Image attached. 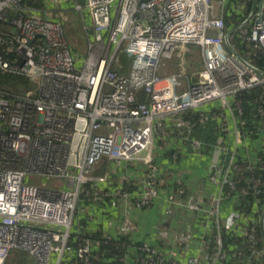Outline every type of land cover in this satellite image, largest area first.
<instances>
[{"label": "built area", "instance_id": "built-area-1", "mask_svg": "<svg viewBox=\"0 0 264 264\" xmlns=\"http://www.w3.org/2000/svg\"><path fill=\"white\" fill-rule=\"evenodd\" d=\"M22 1L0 0V24L5 29L0 32V70L35 86L20 93L0 91V264L13 251L27 254L35 264H50L52 255L60 259L65 251L83 193L93 201L102 193L119 199V235L136 232L131 210L149 207L157 197L158 167L153 150L161 122L217 102V112L202 110L205 112H200L198 123L210 117L223 120V112L228 111L236 119L238 138L243 122L236 96L264 84V77L231 52V35L223 33L224 21L217 14L226 0L74 2L81 22L85 16L90 21L89 27H83L90 31L83 59L72 53L60 21L32 9L27 12L28 8L21 7ZM251 10L235 31L255 51L264 52V1ZM10 12L20 14L9 19ZM189 46L201 49L200 71L194 77L182 70L167 74L166 65L175 52H185ZM192 126L182 119L175 128L183 138ZM217 129L216 155L220 159L228 154L213 167L220 175L221 193L212 199L208 211L200 209V201L193 197L184 204L189 213L213 219L217 229L214 250L207 253L199 248L196 256L182 264H220L225 260L221 228L226 232L238 230L251 253L247 263L259 264L264 251L256 247L257 224L264 242V210L259 218L232 211L223 220L219 211L222 202L233 194L239 199L249 193L264 195V186L259 187L252 172L249 187L235 189L231 171H242L235 164L237 148L221 142L227 134L224 124ZM191 143L194 151L203 146L199 141ZM105 161L111 170L102 173ZM129 164L134 171L127 173ZM256 164L245 166L246 171ZM259 168L263 171L264 165ZM117 173L119 187L115 193L99 187L111 186L110 177ZM138 173L143 177L133 197L121 187L128 178L137 183ZM51 180L56 184L46 187L45 181ZM87 185L89 190H85ZM156 236L166 237L167 233L162 230ZM187 239L188 235L181 240ZM79 243L76 257L88 264L92 241L82 238ZM138 252L139 264L163 262L158 250L145 241ZM169 264L180 263L170 260Z\"/></svg>", "mask_w": 264, "mask_h": 264}, {"label": "crops", "instance_id": "crops-1", "mask_svg": "<svg viewBox=\"0 0 264 264\" xmlns=\"http://www.w3.org/2000/svg\"><path fill=\"white\" fill-rule=\"evenodd\" d=\"M55 1L57 0L54 1L49 0L50 4H47L48 5L47 7H50L51 3L55 4ZM72 1L74 7V2L78 3V0H72ZM237 1H241V0H237ZM246 2L251 3V7H250L251 10L254 4L255 5L257 3L260 4L261 0H246ZM240 3L242 4V2ZM243 6L245 7L246 3H244ZM46 11H48L47 8ZM217 14L221 15V17L223 18L224 7L221 11L218 10ZM44 15L49 18V16H47L46 13ZM81 24H82V28L84 26L89 27L90 21L85 16L84 22L83 23L81 22ZM216 108H218L217 102H212L202 107L201 110L199 109L195 111L197 112L207 111L205 113L209 114L211 111L217 112ZM223 116H224L223 120H221L220 118L216 119L217 125L219 124L221 125L222 123L227 128V132H226L227 134L221 138V142L225 145L226 144L229 145L230 147H234V145H236V148L238 150V148H240L243 144H241V140L239 139V137L236 138V133L234 129L236 119L228 111L223 112ZM167 124H169L168 121L165 123V128ZM170 125L173 126V123H171ZM158 140L165 141V139L164 138L157 139V137L156 140L154 139V150H153L154 160L156 166L158 167V171L155 175L157 197L154 199V201L151 203L149 207H145L142 209L133 208L131 210L130 217L135 224L137 223L138 215H143L142 220H140V222H143V228L141 229V227L138 226L136 232L132 236H134V239L136 241L139 242L145 241L151 244L153 247H155L158 250L163 261L160 264H169L170 260H176L180 264H182L187 259L196 256L199 248L205 250V247L208 245L209 242L207 241V237L212 231L211 228H214V221L206 214H204V216H196L195 213H189L188 211L187 213H185L184 219L182 218V216H180V214L178 217L176 214L175 219L173 218L170 220L169 218H165L166 214L164 215V213L167 209H171V207H174L177 210L178 209L177 207L179 205L178 200L180 202L184 201L182 205L184 206L186 199L189 195L193 196L197 194H200V200H199L200 206L205 211L210 210L212 206V199L214 197H217L221 193V184L219 182L220 175L213 170V167L215 165L218 166V164L220 163V159L216 155V147L207 148L202 146L201 148L192 151L190 148V145L192 147V143H190L189 145L190 149L187 148L185 144L182 145L181 148H179L178 160H177V155L172 153L171 163L165 164V162L162 161L163 155L165 154V149L158 146L157 143ZM245 145H247V141L245 142ZM247 148L248 149L246 150L245 154H242L244 155L243 162H246L250 165H255L258 159L257 154L260 149H258L257 147L251 148L248 147V145ZM235 162H236V158H235ZM128 170L134 171L132 167L131 169L128 168ZM138 176H139V180L137 183L135 182V184L137 185L139 181L142 179L143 175L142 173H138ZM116 177H118V175H116ZM99 187L105 190V192L113 194L116 192V189L119 187V185L118 183L117 185L112 184L111 186L102 184ZM180 192L182 193L180 194ZM132 194L134 197L135 192ZM108 197L110 200L109 202H104L101 204H93L91 205V208H86V206L82 204V201H80L79 212L76 216L71 231L73 232L78 230L79 233L82 235V237L85 238L90 237L87 235H91L97 232L100 233V235L103 238H105L106 236L109 238L117 237L119 235L118 229L121 225V220H122V211L116 205L119 199L113 196H108ZM170 198L173 199L171 200L172 202L169 200ZM238 200L239 198L235 194H233L228 199H225L220 207V211H219L220 218L222 215L223 207L229 206L230 209L227 215L232 211H236L234 207L232 208V206ZM151 216L152 217L154 216L153 217L154 222H152ZM181 225L189 227L184 233L188 234V232H190L189 235H191L192 238L191 241L186 245V247L178 246L175 240L176 237L174 238L171 237V239L168 241V244L171 245V248L162 247V246H166V244L161 243L160 242L161 240L156 236L157 229H159V227L160 228L169 227L170 229L175 231L178 228V226ZM73 240L75 239L73 238ZM77 245L79 247L80 243ZM78 247L76 248V250L78 249ZM76 250L75 253L73 251L72 253H67V254L64 251L60 259L58 256L52 255L50 258V264H79V263L84 264L80 259H77ZM94 251H95V246L92 243V248L88 259L90 260L95 259V255H93Z\"/></svg>", "mask_w": 264, "mask_h": 264}, {"label": "trees", "instance_id": "trees-1", "mask_svg": "<svg viewBox=\"0 0 264 264\" xmlns=\"http://www.w3.org/2000/svg\"><path fill=\"white\" fill-rule=\"evenodd\" d=\"M242 2V4L240 3ZM78 3L81 5L84 4V0H78ZM246 3L244 7L243 4ZM22 8L34 7V8H43L45 7V0H23L21 3ZM244 7V8H243ZM251 3L246 2V0H226L224 5V30L223 33H228L230 30L237 27L243 21L246 20L250 13ZM237 10V11H236ZM20 13L10 12V18H17ZM5 31L4 26L0 24V32ZM229 43L234 51L239 57L248 62L250 65L254 66L258 70L264 73V53L255 51L245 40L241 37L238 32L232 34ZM125 62V59H122ZM12 77V81L16 83L15 86H10L13 93H20L22 90H34L35 86L31 85L28 80L23 78L10 76L4 74L0 70V91L5 89V81L9 80L8 77ZM5 78V80L3 79ZM4 86V87H3ZM236 101L239 102V108L241 111L240 121L243 122V125L240 127L239 139L241 144L238 148L235 158L236 165L241 166V173H236L234 170L231 171L230 179L235 182V189H240L242 187H249L248 180L252 177V172L254 173V178L259 180V187L263 188L261 180L264 177V170L261 171L259 166L264 165V84L257 85L249 90L242 91L236 96ZM262 110L260 113L259 110ZM215 111H211L209 114ZM199 112L196 111H187L185 113L179 114L182 119L189 120L193 126L189 135L183 136L181 141H184L185 146L189 148V145L192 141H199L204 147L213 148L218 139L220 138L219 132L217 129V122L210 115L208 121L204 123H198ZM186 138V139H184ZM247 141L248 147H254L260 149L257 154V164L255 167H252L251 170L246 171L245 166L249 165L246 162H243L244 155L247 148L245 142ZM255 142V143H254ZM159 147L164 146V141H157ZM254 144V146H253ZM191 148V145H190ZM189 148V149H190ZM164 149V148H163ZM192 151H194L191 148ZM171 151V152H169ZM172 153L174 150L165 148V154L163 155L162 161L165 164H170L172 161ZM228 154L220 156V160L227 158ZM131 169L132 165H128ZM130 173L131 171L128 170ZM117 185V182H114ZM113 184V185H114ZM138 185L134 183L132 178L126 179L122 185V189L127 193H134L137 191ZM85 190H89V185L85 187ZM80 200L86 208H91L93 204H101L104 202H109V197L104 195L100 196L98 201H93L91 197H86L85 194H81ZM234 207L239 213H250L254 218H259L264 210V195L254 196L252 193H249L246 197H243L236 201L232 208ZM228 207L222 208L221 218L227 215L229 211ZM82 223V222H80ZM241 225H244V222H241ZM212 231L207 237L208 245L205 247L207 253H211L214 250V236L217 233V230L211 228ZM259 225L257 224V236H256V247L259 252L264 251V242L259 232ZM90 236L92 243L95 246V259H88V264H139L137 258L139 257L138 248L142 242L136 241L134 236H117L116 238L106 239L103 238L100 233H93ZM220 236L222 241L223 252H225L226 258L220 264H248L247 261L250 258V251L246 245V241L242 239L239 235V231L234 229L231 232L223 231L220 229ZM73 238L76 240H73ZM85 238L79 233V231H71L69 233V239L65 248V252L72 253L78 247L79 240ZM183 244V243H181ZM241 253L240 256L237 254ZM27 254H23L18 251H13L9 254L12 257L10 264H23L25 262ZM8 258V257H7ZM10 259V258H9ZM79 262V261H78ZM84 263V261H82ZM259 264H264V257L259 259ZM81 264V263H79ZM85 264V263H84Z\"/></svg>", "mask_w": 264, "mask_h": 264}, {"label": "rangeland", "instance_id": "rangeland-1", "mask_svg": "<svg viewBox=\"0 0 264 264\" xmlns=\"http://www.w3.org/2000/svg\"><path fill=\"white\" fill-rule=\"evenodd\" d=\"M47 4H50L49 0H45V7L43 8L26 7L28 8L27 12H29L30 9H32V10H35L37 13L39 12H41L42 14L46 13L47 16H49V18L60 21L63 26L66 41L68 42V45L70 46L72 53L75 55L76 58H79V57L82 59L85 58L87 55V49H88L87 48L88 46L87 36L90 34V31L86 32V30L82 28L80 17L79 15L76 14V12H74L73 1L72 0H61V3H60V0H57L55 4L51 3L50 7H47L48 6ZM46 8L48 11H46ZM201 55H202L201 49L199 47H194V46L187 47V50L185 52H175L172 59L166 65V73L171 74V73H176L179 70H182L184 71L185 74L191 77H194V74L196 72H199L200 69L202 68ZM7 77L9 80L5 81V85H4L5 89L3 90H9L12 92L13 90L10 86H15L16 83L12 81V77H9V76ZM3 79L5 80V78ZM191 79L194 81L196 78L195 79L191 78ZM181 115H174L170 117V120L168 121L169 124H167L166 128H165L166 122H164L163 124L161 122V126L158 129H156V132H155V140H156V137L157 139L164 138L165 141H164V146L162 148L165 149L166 147H169L171 150H174V154L177 155V160L179 159V148H181L182 145L185 144L184 141H180L181 135L178 134L177 128H175L176 124L182 121ZM171 123H173V126L170 125ZM173 127H174V130H173ZM110 170H111V164L108 163V161H105L103 163L102 173H105ZM116 175L119 176L118 173ZM116 175H112V178L110 177V181L112 184H114V182H117L118 177H116ZM27 181L29 180L27 179ZM43 182L44 181H42L41 183ZM60 183H62V181H60ZM54 184H56V181L54 180L45 181V185L48 188H52ZM192 197L195 201L200 200V194L193 195ZM183 203L184 201L180 202L178 200L179 205L177 207L178 208L177 210L174 207H171V209H167L164 213V215L166 214L165 218H169L170 220L173 218L175 219L176 214H177V217L180 214V216H182V218L184 219L185 213H187V208H186V205L182 206ZM142 217L143 215H138L137 223H136V227L140 226L141 229L143 228V222H140V220H142ZM153 217L151 216L152 222H154ZM188 228H189L188 226L186 227L184 225H181V226H178V228L175 231H173L169 227L168 228L159 227V229H157V233H161L162 230H165L167 233L166 237H162V238L158 237L161 240L160 241L161 243L166 244V246H162V247L171 248V245L168 244V241L171 239V237L172 238L176 237L175 240L178 246L186 247L187 244L184 245V244H179L177 242V239H178L177 237H179L180 234L186 232ZM188 234H190V232H188ZM26 256L27 258L25 262H23V264H34V260L30 258L28 255ZM11 261H12V257L8 256V258L3 264H10Z\"/></svg>", "mask_w": 264, "mask_h": 264}, {"label": "clouds", "instance_id": "clouds-1", "mask_svg": "<svg viewBox=\"0 0 264 264\" xmlns=\"http://www.w3.org/2000/svg\"><path fill=\"white\" fill-rule=\"evenodd\" d=\"M252 10H250V12H251ZM224 21V20H223ZM241 24H239L238 26H240ZM237 26V27H238ZM237 27H235L234 29H232V30H234L233 31V33H235V32H238V34H239V31L237 30V31H235L236 30V28ZM232 30H230V31H232ZM229 31V32H230ZM228 32V33H229ZM228 33H226V34H228ZM232 33V34H233ZM232 34H231V36H232ZM230 44V43H229ZM230 47H231V45H230ZM231 49L234 51V49L231 47ZM225 50H228V51H230L229 50V48L225 45ZM232 52V51H231ZM259 52V51H258ZM234 53L237 55V53L234 51ZM264 53V52H263ZM238 56V55H237ZM239 57V56H238ZM241 58V57H240ZM242 59V58H241ZM197 112V111H196ZM200 113V112H199ZM217 127H218V125H217ZM219 140V139H218ZM217 143H218V141H217ZM189 197V196H188ZM188 197H187V199H188ZM190 197H192V196H190ZM187 199H186V201H187ZM200 209H203L201 206H200ZM237 211V210H236ZM196 214V216H204V214H201V213H195ZM219 218H220V215H219ZM221 219V218H220ZM221 220H223V219H221ZM215 228V227H214ZM216 229V228H215ZM217 230V229H216ZM186 235H188L189 236V239H187L186 241H183V240H181L182 239V237H184V236H186ZM178 239H179V241H178V239H177V242L179 243V244H181V243H183V244H188L190 241H191V235H189V234H187V233H182V234H180L179 235V237H177ZM215 240V239H214ZM77 251V250H76ZM31 258V257H30ZM78 259V258H77ZM35 263V262H34Z\"/></svg>", "mask_w": 264, "mask_h": 264}, {"label": "water", "instance_id": "water-1", "mask_svg": "<svg viewBox=\"0 0 264 264\" xmlns=\"http://www.w3.org/2000/svg\"><path fill=\"white\" fill-rule=\"evenodd\" d=\"M233 31H234V30L230 31V32L228 33V35H231V34L233 33ZM231 51L234 53L233 50H231ZM221 53H222L223 56H227V54L225 53V51L221 50ZM234 54H235V53H234ZM235 55H236V54H235ZM258 73H259L261 76L264 77V73H263V72L258 71Z\"/></svg>", "mask_w": 264, "mask_h": 264}]
</instances>
